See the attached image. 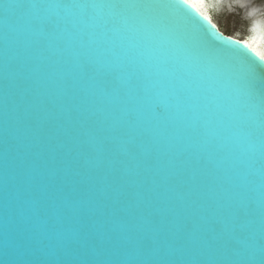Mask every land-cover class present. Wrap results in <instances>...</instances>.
Instances as JSON below:
<instances>
[{
	"label": "water",
	"instance_id": "obj_1",
	"mask_svg": "<svg viewBox=\"0 0 264 264\" xmlns=\"http://www.w3.org/2000/svg\"><path fill=\"white\" fill-rule=\"evenodd\" d=\"M196 22L244 43L184 0H0V264L264 262V110Z\"/></svg>",
	"mask_w": 264,
	"mask_h": 264
},
{
	"label": "snow or ice",
	"instance_id": "obj_2",
	"mask_svg": "<svg viewBox=\"0 0 264 264\" xmlns=\"http://www.w3.org/2000/svg\"><path fill=\"white\" fill-rule=\"evenodd\" d=\"M185 3H188V0H184ZM140 7H157V8H166L169 7V5L166 4H148V5H139ZM196 8V6H193ZM196 11L199 15L202 16L203 21L206 23L211 24L210 17L204 15L203 13L199 12V9L196 8ZM212 28L215 29L216 25L211 24ZM196 27L199 31L202 32L207 48L215 55L219 57H228L231 58L238 63L241 64L244 75L246 79L249 82L250 88H251V95L253 100L258 104V106L264 110V52L257 51L255 47L252 45L245 43H242L240 41H233L231 39H228L234 43H237L240 45V48H247L251 53L252 57H255L253 59L252 57L245 56L239 49H229L224 45H221L219 41L213 40L208 30L203 28V25L200 22H196ZM222 36V35H221ZM256 38H253L255 41ZM260 39H264V37H261ZM21 264H90V262L87 261H38V262H32V261H24L21 262ZM91 264H113V262H106V261H95L91 262ZM136 264H160V262H146V261H139L136 262ZM261 264H264V262H261Z\"/></svg>",
	"mask_w": 264,
	"mask_h": 264
},
{
	"label": "rangeland",
	"instance_id": "obj_3",
	"mask_svg": "<svg viewBox=\"0 0 264 264\" xmlns=\"http://www.w3.org/2000/svg\"><path fill=\"white\" fill-rule=\"evenodd\" d=\"M242 1L244 4H242ZM259 7L257 14L263 16L264 0H219L211 9L212 17L227 34L245 38L250 33L253 17L249 14L251 6ZM244 6V7H243Z\"/></svg>",
	"mask_w": 264,
	"mask_h": 264
},
{
	"label": "bare ground",
	"instance_id": "obj_4",
	"mask_svg": "<svg viewBox=\"0 0 264 264\" xmlns=\"http://www.w3.org/2000/svg\"><path fill=\"white\" fill-rule=\"evenodd\" d=\"M217 1L219 0H188V2L192 6H196V8L199 9V12L210 17V21H212L217 26H219L213 19L211 13V9ZM243 2L245 1H242V4H244ZM251 7L252 8L248 11L249 14L253 17V22L250 27V33H248V35L245 36V38H239L233 35L232 36L244 41V43L246 42L247 44L252 45L257 49V51L264 52V39H260L261 37H264V14L263 16H258L257 14L258 10H260L259 7L261 9H263V7L260 5L256 7L254 6ZM253 38H256L255 41L253 40Z\"/></svg>",
	"mask_w": 264,
	"mask_h": 264
}]
</instances>
